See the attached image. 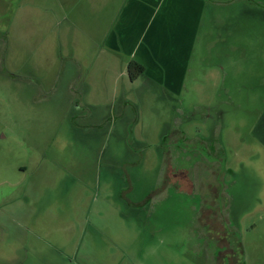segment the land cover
<instances>
[{
    "label": "rangeland",
    "instance_id": "1",
    "mask_svg": "<svg viewBox=\"0 0 264 264\" xmlns=\"http://www.w3.org/2000/svg\"><path fill=\"white\" fill-rule=\"evenodd\" d=\"M17 1L0 14V264H210L212 200L232 264H264V0H205L182 82L105 74L90 52L84 94L8 20Z\"/></svg>",
    "mask_w": 264,
    "mask_h": 264
},
{
    "label": "crops",
    "instance_id": "2",
    "mask_svg": "<svg viewBox=\"0 0 264 264\" xmlns=\"http://www.w3.org/2000/svg\"><path fill=\"white\" fill-rule=\"evenodd\" d=\"M7 2L0 0V14L5 13L2 11ZM17 3L12 8L14 17L8 20L17 17V30L34 37L41 51H47L48 43L49 51L59 53L62 59L69 58L68 64L78 69V78L69 88L80 82L78 90L84 94L93 77L81 69H89L90 62L98 56L103 61L98 60L96 67H102L105 74L112 60L123 67L126 65L122 63L136 60L144 66L141 75L145 77L156 82L160 79L167 86L182 82L186 64L175 65V60L187 55L205 0H18ZM178 19L180 25L174 27ZM12 28L10 25L7 31Z\"/></svg>",
    "mask_w": 264,
    "mask_h": 264
},
{
    "label": "flooded vegetation",
    "instance_id": "3",
    "mask_svg": "<svg viewBox=\"0 0 264 264\" xmlns=\"http://www.w3.org/2000/svg\"><path fill=\"white\" fill-rule=\"evenodd\" d=\"M127 69H128V64H127ZM215 168L216 167H214V169ZM205 169L206 172L204 174H206V176L204 177V180L201 182L200 187H198L202 190V191L200 190V193L201 194L203 193V195L206 197L213 195L215 198H217L220 194L215 192L217 191V189L213 188L212 183L208 182L207 180L208 179L207 169H209L208 173H214V171L212 168H210V166L208 167L205 166ZM227 172L230 173V170ZM222 173L223 172H221V174ZM212 175L213 176L216 175V177H219L217 173ZM182 183H183V189H187L186 191L191 192L194 189V182L190 181L185 174ZM212 203H213V208L215 209L216 212L208 210V212L205 213L204 211L205 214L203 215V217H205V219H202L203 221L202 225L204 224V226L207 227L208 230L210 231L209 232L210 236L208 239L210 245L214 246V249L212 248V251L208 253L209 248L206 246L205 239L196 244H200L202 247H205V251L207 250L206 253L210 254V255L206 254L208 261L211 262L210 264H232L235 261L234 250L230 246L231 245L230 240H228L227 238H230L231 235H234L236 227H234V225L229 224L228 215L225 217L223 216V214H218L219 210L216 209L217 205L215 204L214 200H212ZM213 212L217 214H214L213 216L212 215ZM233 221H235V219ZM237 223L235 225H237Z\"/></svg>",
    "mask_w": 264,
    "mask_h": 264
},
{
    "label": "trees",
    "instance_id": "4",
    "mask_svg": "<svg viewBox=\"0 0 264 264\" xmlns=\"http://www.w3.org/2000/svg\"><path fill=\"white\" fill-rule=\"evenodd\" d=\"M128 75L131 80H135L144 71V66L136 60H130L128 63Z\"/></svg>",
    "mask_w": 264,
    "mask_h": 264
}]
</instances>
